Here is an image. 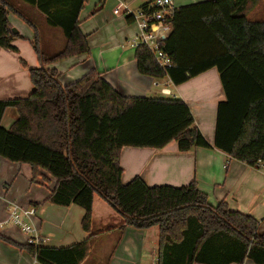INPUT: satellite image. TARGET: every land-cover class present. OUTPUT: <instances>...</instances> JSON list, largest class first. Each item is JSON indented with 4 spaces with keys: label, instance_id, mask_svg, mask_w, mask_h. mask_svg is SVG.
I'll return each instance as SVG.
<instances>
[{
    "label": "trees",
    "instance_id": "trees-1",
    "mask_svg": "<svg viewBox=\"0 0 264 264\" xmlns=\"http://www.w3.org/2000/svg\"><path fill=\"white\" fill-rule=\"evenodd\" d=\"M16 1L37 9L48 27L63 32V50L52 56L43 52L37 27ZM257 1L207 0L177 8L173 32L160 44L172 61L167 70L147 47L136 49L140 74L169 78L174 86L218 71L226 100L217 107L211 146L182 99L124 97L96 70L62 85L61 73L48 65L90 55L79 22L88 0H0V48L18 52L14 41L21 37L9 20L15 13L34 28L32 47L39 60V67L29 69L32 93L0 100V157L30 166L33 182L53 178L56 186L48 202L82 208V228L90 234L61 248L18 244L1 235L0 240L26 251L38 264H83L95 237L91 232L98 196L124 219L121 231L127 226L159 228L158 264H264V231L254 217L232 211L225 202L210 205L196 181L180 188L152 187L135 177L124 184L121 166L124 148L160 150L173 141L181 153L214 148L251 167L264 163V23L247 19ZM9 109L17 119L7 129L2 122Z\"/></svg>",
    "mask_w": 264,
    "mask_h": 264
},
{
    "label": "crops",
    "instance_id": "crops-1",
    "mask_svg": "<svg viewBox=\"0 0 264 264\" xmlns=\"http://www.w3.org/2000/svg\"><path fill=\"white\" fill-rule=\"evenodd\" d=\"M102 1L88 0L79 17L80 30L88 37L90 55L55 62L48 67L61 73L63 86L75 83L96 70L124 97L182 99L189 106L198 129L214 146L217 107L226 100L217 70L212 69L181 86H174L169 78L154 79L140 74L133 45L138 29L125 15L124 7L137 12L151 0H105L102 10L94 13ZM204 1L207 0H173L177 8ZM14 5L37 27L40 46L45 54L52 56L63 50L66 38L61 30L48 27L45 17L22 1L14 2ZM247 19L264 23V0H258L248 11ZM9 20L21 38L14 41L18 52L0 48L1 101L27 98L34 88L29 69L39 67L32 47L34 28L15 13H10ZM121 166L124 184L135 177H140L152 187L180 188L196 181L198 189L207 194L210 205L216 207L225 202L232 211L254 217L260 223V231H264V168L233 160L214 148H194L181 153L175 141L160 150L124 148ZM14 176L17 178L12 182ZM19 177L26 181V185L16 189ZM32 179L30 166L14 164L0 157V224L6 222L12 204L17 203L22 208L36 210L35 228L44 246L68 247L88 239L90 234L82 228L85 211L75 205L60 207L48 202L56 186L53 178L48 177V181L39 178L35 182ZM97 197L94 198L91 232L95 237L91 242L108 237L109 241H115L108 249L107 264H158L159 228L138 230L127 226L121 231L124 219ZM0 235L18 244H27L28 236L12 223L0 225ZM0 264L38 263L26 251L0 240ZM244 264L254 263L247 260Z\"/></svg>",
    "mask_w": 264,
    "mask_h": 264
},
{
    "label": "built area",
    "instance_id": "built-area-1",
    "mask_svg": "<svg viewBox=\"0 0 264 264\" xmlns=\"http://www.w3.org/2000/svg\"><path fill=\"white\" fill-rule=\"evenodd\" d=\"M124 7V6H123ZM125 8V15L130 17L137 26L138 33L133 40L136 49L145 46L152 53L159 66L165 70L172 67L170 57L162 51L160 44L166 40L173 32V19L177 7L173 0H152L146 7H142L137 12H131ZM121 6L117 8V13ZM255 168H264V163L258 161ZM6 222L0 224L12 223L14 227L21 229L27 236V244L39 246L44 241L37 237L35 228L36 210L34 208H22L17 203H13Z\"/></svg>",
    "mask_w": 264,
    "mask_h": 264
},
{
    "label": "rangeland",
    "instance_id": "rangeland-1",
    "mask_svg": "<svg viewBox=\"0 0 264 264\" xmlns=\"http://www.w3.org/2000/svg\"><path fill=\"white\" fill-rule=\"evenodd\" d=\"M215 72L218 74V77H219V73L217 71H215ZM214 84H215V80H214ZM16 119H17L16 111L14 109H9L6 112V115H5V118H4V121H3V126L5 128H9ZM16 178H17V176H14L12 182L15 181ZM18 180L19 181L17 182V185L15 186L16 189L19 186L22 187L25 184V182H26L21 177H19ZM43 190H46V188L43 187ZM40 192H43V191L41 190ZM97 198H98V200L101 201V199H99V197H97ZM101 202H102V204L105 205V203H103V201H101ZM97 228H98V224L96 225V228H94L95 232L97 231L96 230ZM112 238L114 239L115 236H113ZM109 239H110V237H108V238H99V239L96 238V239H94L91 242V256H90V258L88 259V261L85 264H107L106 257H108V255H109L108 249L111 247L112 244L115 243L114 240L109 241Z\"/></svg>",
    "mask_w": 264,
    "mask_h": 264
},
{
    "label": "water",
    "instance_id": "water-1",
    "mask_svg": "<svg viewBox=\"0 0 264 264\" xmlns=\"http://www.w3.org/2000/svg\"><path fill=\"white\" fill-rule=\"evenodd\" d=\"M13 32H14L15 34H17V33H18V32H17L15 29L13 30Z\"/></svg>",
    "mask_w": 264,
    "mask_h": 264
}]
</instances>
